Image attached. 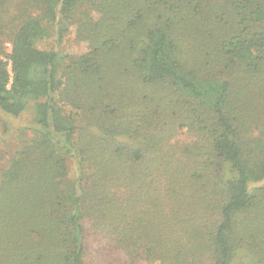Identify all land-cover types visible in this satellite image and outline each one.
<instances>
[{"label": "trees", "instance_id": "trees-1", "mask_svg": "<svg viewBox=\"0 0 264 264\" xmlns=\"http://www.w3.org/2000/svg\"><path fill=\"white\" fill-rule=\"evenodd\" d=\"M89 5L21 0L8 55L0 21V264H87L85 220L97 264H264V0Z\"/></svg>", "mask_w": 264, "mask_h": 264}, {"label": "rangeland", "instance_id": "rangeland-1", "mask_svg": "<svg viewBox=\"0 0 264 264\" xmlns=\"http://www.w3.org/2000/svg\"><path fill=\"white\" fill-rule=\"evenodd\" d=\"M0 2H2V6H0V21L2 22L4 28V36L1 40L3 42L2 45L5 50V54L8 55L11 53L12 49L11 35L15 31L14 26L17 25L21 14V9L19 7L21 0H0ZM33 8L32 13L38 14L39 7L34 6ZM89 10V0H78V11L76 13L78 19L81 18L83 14L88 13ZM57 47L62 52L73 57H77L84 53L87 48L86 44L75 39V27L70 28L62 43L57 45ZM2 59L8 64L7 69L11 72V63L9 59L6 56H3ZM28 126L29 122L25 119L18 120L10 116L0 114V183L2 172L10 166L12 159L17 156V152L24 145V141L31 138L30 131L25 132L26 137H23L21 133L22 129ZM176 129L177 130L174 132L176 137L173 142H177L179 146L184 147V144H191L196 140L193 131L189 132L185 127L181 128L180 126H177ZM262 184H264V182L261 183V185ZM176 208L180 209L177 211L178 214L185 212V209H183L180 205L176 206ZM84 225L87 236V244L89 247L87 264H97L102 257H100L101 255L96 251V243H98L99 240H104L101 238L102 235L95 229L90 220H85Z\"/></svg>", "mask_w": 264, "mask_h": 264}]
</instances>
